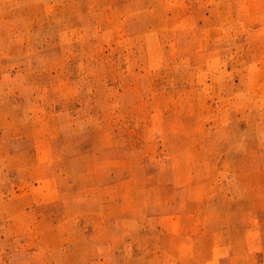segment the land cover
Instances as JSON below:
<instances>
[{"label": "rangeland", "instance_id": "374dc122", "mask_svg": "<svg viewBox=\"0 0 264 264\" xmlns=\"http://www.w3.org/2000/svg\"><path fill=\"white\" fill-rule=\"evenodd\" d=\"M0 264H264V0H0Z\"/></svg>", "mask_w": 264, "mask_h": 264}]
</instances>
